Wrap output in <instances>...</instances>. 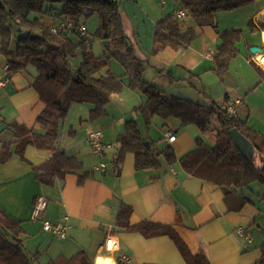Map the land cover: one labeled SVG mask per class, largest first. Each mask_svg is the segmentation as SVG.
I'll use <instances>...</instances> for the list:
<instances>
[{
	"label": "crops",
	"instance_id": "0c3cea01",
	"mask_svg": "<svg viewBox=\"0 0 264 264\" xmlns=\"http://www.w3.org/2000/svg\"><path fill=\"white\" fill-rule=\"evenodd\" d=\"M118 1L125 34L133 45L136 56L143 62L144 71L148 64L164 78L162 90L169 92L168 88L184 82L188 75L197 76L202 84L203 94L207 98L211 96V102L214 101L208 85L221 86L218 83L221 80L217 81L219 78L215 73V55L220 45L218 32L211 27L198 28L192 18H186L187 24L195 28L198 35L192 45L179 51L169 47L153 55L156 24L165 17L173 16L181 8L180 1ZM138 10H142L149 21L148 30L152 28L151 34L142 30L141 24L145 25L146 20L140 21L137 17ZM69 20L71 21V17H66L63 21L51 18L48 22L52 27H59ZM72 21L85 25L89 37L84 17ZM217 22L219 32L233 29L243 31V38L238 44L240 53L230 62L226 75H230L231 68L237 65L239 68L249 69L259 79L254 87H247L249 92L247 91L245 99H235L240 101L236 110L238 118L250 124L252 108H246L247 118L243 119L238 107L246 106V103L259 106L262 102L261 98H253V95L258 91V84L264 82V68L258 62L260 54H252L250 49L254 46L264 49V0H255L230 11H220ZM70 34L73 35L72 32ZM144 37L149 38L146 45L142 41ZM89 48L93 51V45ZM5 65H8L7 59L0 53V81L7 76ZM36 76V69L28 66L11 74L9 81L0 88V147L16 141L14 133L8 127L12 122L40 129L37 118L46 105L34 87ZM182 92L183 95L177 97L211 105L189 92V89H182ZM187 94H192V97ZM229 98L227 96L225 101ZM261 114L264 116V104ZM104 115L94 116L92 106L87 103L71 105L60 127L56 147L69 156L78 157L82 166L57 178L52 185L39 182L35 171V168L52 158L50 151L28 147L25 159L15 155L8 163L0 164V206L15 220L22 222L27 250L31 254H41L39 264H47L59 256L70 259L82 251L86 252L93 264L97 263L100 256L111 258L114 264H187L171 236L146 237L140 232L119 229L116 221L123 204L133 209L132 225L149 221L173 226L191 254L203 252L209 264H256L261 259L264 243L259 248L257 240L264 233V223L260 221V217L264 215V202L259 198L264 192V186L257 194L251 188L252 185L244 189L243 194L251 199V203L241 210L231 209L219 186L189 174L181 164L182 157L195 149L196 139L205 138L200 130L183 126L178 119V122L171 124L165 118L160 131L150 128V134L145 138L148 144L154 142L160 150L171 146L177 156L174 164L161 157L160 168L137 170L136 156L133 152H128L120 167H113L112 160L120 147L118 137L126 131L122 133L117 130L111 141L108 140L100 129ZM153 125L156 129L159 127L157 122ZM249 126L264 135V126ZM90 130L101 131L103 142L110 146L106 153L108 162H105L108 167L105 171L100 169L104 159L101 160L95 154L88 140ZM138 131L143 137L142 130L138 128ZM168 132L175 134L174 142L165 137ZM213 133L215 135V131ZM38 197H45L48 205L38 219H33ZM231 206L236 208L237 204L232 202ZM64 217H69L72 224L66 238L56 237L43 230L45 221L58 222ZM239 227L250 231L252 242H247L238 235ZM255 232H258L256 236ZM111 241L113 247H110Z\"/></svg>",
	"mask_w": 264,
	"mask_h": 264
},
{
	"label": "trees",
	"instance_id": "16d2710c",
	"mask_svg": "<svg viewBox=\"0 0 264 264\" xmlns=\"http://www.w3.org/2000/svg\"><path fill=\"white\" fill-rule=\"evenodd\" d=\"M180 9L192 18L198 28L211 27L219 34L220 45L215 55V72L225 76L230 62L239 55L238 44L243 38L241 29L218 31L217 15L255 0H178ZM97 15L99 26L96 36L103 42L104 54L97 56L89 48L92 41L86 36L68 30L52 32L48 20L77 21ZM48 18V19H47ZM252 23V22H251ZM195 28L185 20L173 16L158 21L154 33L152 54L166 48L176 51L189 48L197 38ZM0 53L7 59L11 75L32 66L37 71L34 87L45 103L44 111L37 118L40 129L12 122L9 129L16 141L0 147V164H5L18 155L25 159L28 147L52 152V158L35 168L36 178L45 185L54 184L57 178L81 168L76 156H69L56 147L60 127L67 117L71 105L87 103L92 113L100 117L106 113L107 105L114 95L124 87L123 76L111 68V59L122 61L130 77L129 87L139 88L148 99L137 108L149 126L155 116L176 118L183 126L195 125L202 134L215 131V144L208 145L202 137L196 139L195 149L180 160L185 170L196 177L219 186L231 209L241 210L251 203L243 191L253 183L264 186V135L245 120L227 111V102L204 105L182 97L168 95L144 77V64L136 56L135 49L125 34L118 0H0ZM71 62H75L74 69ZM258 70L261 71L260 68ZM216 125L214 126V124ZM238 129L255 147L252 159L244 157L230 134ZM134 121L127 122L126 132L118 137L120 147L112 160L113 167H120L125 155L133 152L136 169L149 170L161 167L160 158L170 164L177 161L171 146L160 150L154 142L146 145ZM83 178V176L81 177ZM264 202V192L259 195ZM232 202L237 204L234 208ZM133 209L123 204L119 210L117 227L130 232H140L146 237L169 235L177 243L187 264H209L206 255H192L187 245L175 232L173 226L145 221L131 224ZM25 230L22 222L15 220L0 206V264H39L40 253L31 254L25 245ZM47 264H93L85 251L73 258L59 256ZM256 264H264L262 257Z\"/></svg>",
	"mask_w": 264,
	"mask_h": 264
},
{
	"label": "rangeland",
	"instance_id": "374dc122",
	"mask_svg": "<svg viewBox=\"0 0 264 264\" xmlns=\"http://www.w3.org/2000/svg\"><path fill=\"white\" fill-rule=\"evenodd\" d=\"M138 18H140V21L142 20H146L145 21V25L141 24L143 27V31L145 33H149L151 34L152 32V28L151 30H148V26H149V21L147 20V18L144 15V12L142 10H138ZM48 19V18H47ZM84 20L86 21V24L89 28V38L92 41V45H93V52L95 55L97 56H101L104 54V47H103V42L95 35L97 28L99 26V18L97 15H93L90 16L88 18H84ZM144 45H146V43L149 41V38H143L142 39ZM75 62H71V68L74 69ZM111 68L113 70V72H115L117 75L119 76H123L124 79V83H125V87L123 89V91L120 94L114 95L112 98V101L107 105L106 108V114L103 117V120L101 122H103V125L100 126V129L103 130V132L107 135L108 140L112 139L115 131L120 130L122 131V133H124V131H126V125L127 122L129 121H134L135 123L138 124V128L140 130H142L143 132V137L147 138L150 134L149 129L151 128L152 130H158L160 131V128H162L163 123L165 122V118L161 117V116H155L153 118L152 123L148 126L146 124V121L143 117L142 114H139L137 112V108L144 103L148 97L147 95L142 92L141 89L139 88H131V87H127V85H129L130 83V77L126 76V74L128 73L125 65L122 63L121 60L112 57L111 59ZM146 71L143 72V74L145 75V79L154 86H157L160 90H162V86L164 85V78H162V76H160V74L158 72H156L155 69L150 68V66H148V64H146ZM232 70V71H231ZM231 74L230 75H226V76H219L216 72V75L218 76L217 81L218 83L221 85L219 87H216V85L211 84L208 85V91L210 93H212V97L213 100L219 104H223L225 103V99L227 96H229V100L228 102H234L236 101L235 99L239 98L241 100L246 98V94L249 92V90H247V87H249L251 85V87H254L259 79H257V77L251 72L249 71V69H242L239 68L237 65L233 66L231 68ZM162 83V84H161ZM181 89V90H180ZM182 89H189V92L196 94L197 96H199V99H201L203 102H208V103H212L210 97H206L203 94V88H202V84L200 82V80L198 79L197 76L195 77H190L189 75L187 76V79L184 82H178L176 87L173 88H168L169 92H164L167 93L168 95L171 96H181L183 95L182 93ZM252 89V88H251ZM258 91L257 93H255V95H253L255 98L256 96L259 97V99H262V102L258 104H249L246 106L245 105H241L240 107H238L239 109V115H241L242 117H244L243 119H246V113L245 110L248 107L252 108V114L250 113V119H249V125H253V127H261L264 126L263 121H264V116H262L261 112H262V104H264V82L261 84H258ZM163 91V90H162ZM248 91V92H247ZM172 92V93H170ZM188 96L192 95V94H187ZM192 97V96H190ZM194 99H198V98H194ZM205 100V101H204ZM206 102V103H207ZM245 104V103H244ZM169 121V123L174 124L175 122H178L176 118H167ZM100 121V120H99ZM157 122V124H159V127L156 129L154 127L153 124H155ZM192 128V130H199L197 129L198 127L195 125H188ZM187 126V127H188ZM122 129V130H121ZM214 131L211 130L206 134H202L206 140L207 143H209L210 145L214 144V139H215V135L213 133ZM119 134V133H118ZM111 141V140H110ZM108 162V160L106 159V156L104 157V162ZM251 188L254 190V192L257 194L260 190L263 189V185L261 183H253ZM260 221L262 223H264V215L262 217H260ZM257 228V227H255ZM257 229H255L256 231ZM262 232V231H261ZM258 234V232H255V236ZM254 237V235H253ZM258 247H261V244L264 243V233L262 232L260 234V237L258 238Z\"/></svg>",
	"mask_w": 264,
	"mask_h": 264
},
{
	"label": "built area",
	"instance_id": "2783aa9c",
	"mask_svg": "<svg viewBox=\"0 0 264 264\" xmlns=\"http://www.w3.org/2000/svg\"><path fill=\"white\" fill-rule=\"evenodd\" d=\"M163 2L165 0H162ZM173 17L176 20L183 21L187 18V13L183 9H178L174 12ZM52 32H59L61 30H68L69 32H77L81 36L87 35V27L85 25H78L75 21H65L59 27H52ZM4 70L6 73L9 70V65H5ZM10 79V75L7 74L5 80L0 81V88L3 87ZM240 104V101L236 100L234 102H227V111L231 115L237 113V106ZM165 137L170 141L174 142L176 137L172 132L165 134ZM88 140L92 145L95 154L102 160L106 156L107 149L110 148L107 144L103 142V134L101 131L90 130ZM108 167V164L104 161L100 164V169L105 171ZM48 205V200L45 197H38L33 210V219H38L41 213L46 209ZM72 224L69 221V217H64L58 222L45 221L43 223V230L59 238H66L68 232L71 230ZM238 235L242 236L247 242H252V235L250 231L246 228L239 227L237 229Z\"/></svg>",
	"mask_w": 264,
	"mask_h": 264
},
{
	"label": "water",
	"instance_id": "95a60500",
	"mask_svg": "<svg viewBox=\"0 0 264 264\" xmlns=\"http://www.w3.org/2000/svg\"><path fill=\"white\" fill-rule=\"evenodd\" d=\"M250 51L255 55L264 53V49L257 46L251 47ZM230 134L241 154L247 159H252L255 156V147L251 141L236 128L232 129ZM146 145L149 144L146 142Z\"/></svg>",
	"mask_w": 264,
	"mask_h": 264
},
{
	"label": "bare ground",
	"instance_id": "6f19581e",
	"mask_svg": "<svg viewBox=\"0 0 264 264\" xmlns=\"http://www.w3.org/2000/svg\"><path fill=\"white\" fill-rule=\"evenodd\" d=\"M259 64L264 68V54H260L258 57ZM110 247H113V242H110ZM96 264H114L111 258L99 257Z\"/></svg>",
	"mask_w": 264,
	"mask_h": 264
}]
</instances>
